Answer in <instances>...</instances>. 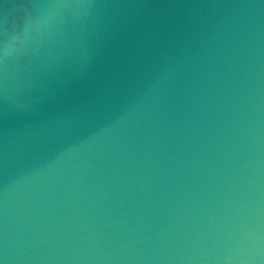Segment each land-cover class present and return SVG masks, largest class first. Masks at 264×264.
<instances>
[{
	"label": "water",
	"instance_id": "obj_1",
	"mask_svg": "<svg viewBox=\"0 0 264 264\" xmlns=\"http://www.w3.org/2000/svg\"><path fill=\"white\" fill-rule=\"evenodd\" d=\"M0 264H264V0H0Z\"/></svg>",
	"mask_w": 264,
	"mask_h": 264
}]
</instances>
